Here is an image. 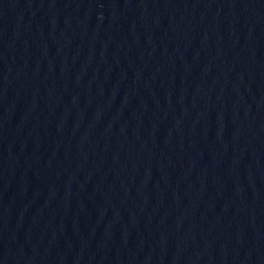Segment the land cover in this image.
Returning a JSON list of instances; mask_svg holds the SVG:
<instances>
[{"label": "water", "instance_id": "95a60500", "mask_svg": "<svg viewBox=\"0 0 264 264\" xmlns=\"http://www.w3.org/2000/svg\"><path fill=\"white\" fill-rule=\"evenodd\" d=\"M0 228L264 264V0H0Z\"/></svg>", "mask_w": 264, "mask_h": 264}]
</instances>
